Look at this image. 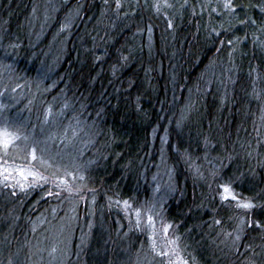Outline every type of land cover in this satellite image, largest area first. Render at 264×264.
I'll return each instance as SVG.
<instances>
[{
	"label": "trees",
	"instance_id": "trees-1",
	"mask_svg": "<svg viewBox=\"0 0 264 264\" xmlns=\"http://www.w3.org/2000/svg\"><path fill=\"white\" fill-rule=\"evenodd\" d=\"M262 104L264 0H0V158L82 174L0 185V264H264Z\"/></svg>",
	"mask_w": 264,
	"mask_h": 264
},
{
	"label": "rangeland",
	"instance_id": "rangeland-1",
	"mask_svg": "<svg viewBox=\"0 0 264 264\" xmlns=\"http://www.w3.org/2000/svg\"><path fill=\"white\" fill-rule=\"evenodd\" d=\"M261 112L262 117L264 118V104L261 105ZM74 126H76V123ZM72 133H75V131H73ZM21 136L23 137V135H19L17 131H12L5 126L0 125V148L2 149V151L8 153L13 146H17L16 143H18V140L22 138ZM41 143L42 144L40 145L43 149V153L38 155L37 149L35 147H32L30 151L27 152V157L19 163L2 160L0 158V182H13L11 185L18 186L19 191L35 190V192H40L42 190L40 186L48 183L47 180L50 179L48 178L46 181L44 180V177L42 176L43 170H48L49 173L51 172L52 174L55 173L51 175L52 177L56 175V172H61L63 175L62 179H66L70 182L77 183L78 181L82 180V174L80 172L70 171L66 168L67 165L62 166V161H58V163H56V161H53V154L49 153L51 151L50 146H47L44 142ZM18 146H20V144ZM57 176L59 177V175ZM56 182H58L57 179L52 180V183L56 184ZM220 186V193L223 199H238L233 189L230 188L229 185L223 184ZM4 187L8 186L6 185ZM62 190V188H59V190L52 193L46 192L45 196H50V199L54 200L53 196H55L57 193H61ZM65 190L70 192V188L65 187ZM82 202L85 203V201ZM35 207H33L34 211L32 210V214L35 212ZM70 230L71 227H68L67 225H60L58 227L56 226L50 229L43 237H48L47 239H49V241L51 242H54L55 240H66L68 237L72 236L73 231ZM154 234L156 236L164 237L163 239L159 238V240H156L157 244L160 241L163 244L166 243L165 236L160 235V232Z\"/></svg>",
	"mask_w": 264,
	"mask_h": 264
}]
</instances>
